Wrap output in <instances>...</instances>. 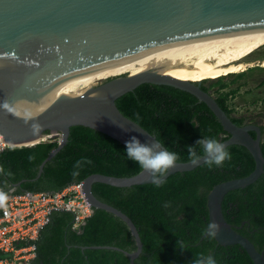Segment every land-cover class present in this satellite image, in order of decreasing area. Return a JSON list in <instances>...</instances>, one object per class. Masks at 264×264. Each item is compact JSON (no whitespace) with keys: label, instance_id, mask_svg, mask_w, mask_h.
Segmentation results:
<instances>
[{"label":"water","instance_id":"obj_1","mask_svg":"<svg viewBox=\"0 0 264 264\" xmlns=\"http://www.w3.org/2000/svg\"><path fill=\"white\" fill-rule=\"evenodd\" d=\"M257 29H264V0H0V137L17 147L59 135L57 146L40 163L36 179L45 163L66 143L72 126L92 128L124 145L131 136L142 143L154 142V135L118 109L115 101L124 93L142 83L187 91L209 107L229 134L220 142L245 146L255 162L248 175L217 183L208 192V224L219 225L213 237L220 245H240L254 264H264L263 253L225 220L221 208L226 192L251 184L264 172L260 127L234 123L211 93L201 89L203 80L184 81L149 70L102 79L88 85L84 93L51 92L43 96L46 89L68 79L100 71L157 46ZM204 162L201 159L193 165L190 160L177 161L162 180ZM94 182L129 187L153 183L152 176L144 169L124 177L93 173L80 183L90 212L99 208L119 217L135 243L132 251L112 245L89 247L121 251L130 264H135L142 250L138 230L124 212L95 197L91 189Z\"/></svg>","mask_w":264,"mask_h":264},{"label":"trees","instance_id":"obj_2","mask_svg":"<svg viewBox=\"0 0 264 264\" xmlns=\"http://www.w3.org/2000/svg\"><path fill=\"white\" fill-rule=\"evenodd\" d=\"M209 80L212 81L204 79L200 84L204 91L209 92L210 85H205ZM216 83L218 90L225 87L219 80L211 85ZM217 92L216 96L211 95L218 105L234 123L244 125L245 117L233 114L226 103L234 91ZM115 103L122 114L154 135L169 151L178 153V162L189 161L187 148L195 147L203 136L222 141L229 135L204 102L171 85L142 83L118 97ZM260 131L262 134V127ZM250 133L255 135L253 130ZM56 146V140L48 139L1 150L0 165L11 175L0 174V187L14 192H51L93 173L124 177L142 169L128 159L124 144L105 133L77 125L70 128L66 143L35 179L40 163ZM196 148L203 155L202 148L198 145ZM226 148L231 159L222 166L209 168L204 162L190 171L170 174L160 187L154 183L129 187L92 183L97 199L120 209L135 224L142 241L135 264H193L201 254L212 256L216 264H254L240 245H220L213 236L204 235L208 225V192L217 183L248 175L255 166L245 146L230 144ZM261 149L264 155V142ZM82 158L92 163L83 165L74 177L73 166ZM221 208L225 220L264 256V172L251 184L226 192ZM72 224L70 212H52L49 222L33 241L36 255L29 264H130L121 251L89 247L112 245L134 250L133 237L119 217L93 208L79 229L72 228ZM179 240L187 249L178 246Z\"/></svg>","mask_w":264,"mask_h":264},{"label":"bare ground","instance_id":"obj_3","mask_svg":"<svg viewBox=\"0 0 264 264\" xmlns=\"http://www.w3.org/2000/svg\"><path fill=\"white\" fill-rule=\"evenodd\" d=\"M262 46H264V29L179 40L140 52L100 71L68 79L50 90L46 89L43 96L51 92L84 93L88 85L95 80L98 79L99 82L105 79H99L102 76L108 78L120 74L132 75L149 70L191 82L217 78L229 73L245 71L248 67L254 66L255 61L245 60V57ZM82 85L85 87L80 88Z\"/></svg>","mask_w":264,"mask_h":264},{"label":"built area","instance_id":"obj_4","mask_svg":"<svg viewBox=\"0 0 264 264\" xmlns=\"http://www.w3.org/2000/svg\"><path fill=\"white\" fill-rule=\"evenodd\" d=\"M59 135L55 136L58 142ZM11 147L0 138V151ZM82 181L71 183L58 191L14 192L9 189L7 209H0V264H29L35 257V244L40 230L55 211L73 215L72 228L79 229L91 216L80 187Z\"/></svg>","mask_w":264,"mask_h":264},{"label":"clouds","instance_id":"obj_5","mask_svg":"<svg viewBox=\"0 0 264 264\" xmlns=\"http://www.w3.org/2000/svg\"><path fill=\"white\" fill-rule=\"evenodd\" d=\"M137 119L139 116L137 114ZM152 138L153 136H149ZM202 148L203 155L198 153L196 146ZM196 146H189L188 159L193 165H198L201 159H204L205 163L209 168L213 165L220 167L226 160L231 159V154L227 150L226 146L217 140L215 137L203 136L202 139L196 142ZM125 153L129 160H132L139 164V166L147 171L152 176V181L156 187H160L163 183L162 177L173 167L176 162L180 159L178 153L169 151L167 148L155 139L154 142L142 143L136 136H131L125 142ZM33 159V157H29ZM92 161L87 158H82L76 161L74 171L72 175L78 176L79 169L85 164H91ZM0 174L11 175L10 172H6L3 165H0ZM6 187V186H5ZM10 195L8 191H5L4 187H0V209L6 210ZM167 206V205H165ZM219 231V225L217 223H209L205 232L209 236H215ZM178 246L181 249H187V246L182 241H178ZM193 264H216V261L212 256H204L201 254L199 257L194 259Z\"/></svg>","mask_w":264,"mask_h":264},{"label":"rangeland","instance_id":"obj_6","mask_svg":"<svg viewBox=\"0 0 264 264\" xmlns=\"http://www.w3.org/2000/svg\"><path fill=\"white\" fill-rule=\"evenodd\" d=\"M249 55L251 56L245 60L255 61L254 66L248 67L245 71L226 74L220 79L219 77L209 78L212 81L205 82V85H210L209 92L213 96L218 94L217 91L227 92L233 90L234 93L228 96L226 100L228 107L233 109V114L245 116L246 122L263 127L261 140L264 142V46ZM101 78H106V76H102L99 79ZM218 80L220 83L225 84V87L221 88V90H218L220 89L219 84L211 85L213 81ZM93 83L97 84L98 79ZM53 137L55 136L51 134L41 141L54 140Z\"/></svg>","mask_w":264,"mask_h":264},{"label":"flooded vegetation","instance_id":"obj_7","mask_svg":"<svg viewBox=\"0 0 264 264\" xmlns=\"http://www.w3.org/2000/svg\"><path fill=\"white\" fill-rule=\"evenodd\" d=\"M250 56H251V55H250ZM250 56H249V57H250ZM241 116H242V115H241ZM244 117H245V116H244ZM244 123H245V124H250V122H249V123L246 122V117H245ZM245 124H244V125H245ZM262 128H263V127H262ZM262 134H263V132H262ZM262 134H261V137H262ZM261 142H262V140H261Z\"/></svg>","mask_w":264,"mask_h":264}]
</instances>
